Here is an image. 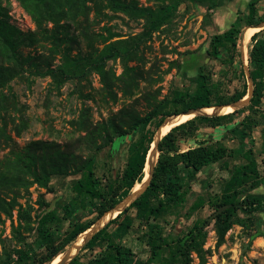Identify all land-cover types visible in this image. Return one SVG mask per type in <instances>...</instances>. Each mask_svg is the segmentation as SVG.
Masks as SVG:
<instances>
[{"label":"rangeland","instance_id":"rangeland-1","mask_svg":"<svg viewBox=\"0 0 264 264\" xmlns=\"http://www.w3.org/2000/svg\"><path fill=\"white\" fill-rule=\"evenodd\" d=\"M95 1L97 0H86L85 3L92 8L96 4ZM107 1L98 0L101 6L103 5L99 13L92 8L88 17H81V20L86 19L87 22H91L90 26L88 25L89 30L99 33L103 32V27H109L113 32L122 34L124 38L138 35L143 31L141 20H132L122 13H113L107 7ZM137 1L143 5L158 6L160 4L158 0ZM249 1L251 0H222L223 4L214 10L209 9L205 4L192 2L181 4L174 19L155 32L152 38L142 45L140 55L144 56L145 61L129 62L131 66L137 65L144 71L149 70L150 77L155 80L150 86L145 79H140V87L132 96L125 97L118 86L121 83L118 79L113 85L116 96L107 94L101 77L95 73L81 81L70 80L60 89L51 85L50 77L33 75L29 79L15 78L11 81L12 91L17 94L20 104L26 107L25 112L29 121V127L22 131L21 135L16 136L14 132L11 133L17 150L24 151L31 142L37 140L58 142L63 149L66 148L68 139H78L82 136V143L78 145L75 152L85 158L94 154L93 171L100 181L101 191L106 192L110 185L120 181L127 160L130 139L124 135H117L110 145H104L103 138L99 136L91 140V133L78 129V122L81 123L84 119L81 117L82 111L88 110L86 120H89L88 125L92 124V126L104 123L110 116L124 112V109L135 108L140 116H143L153 108L155 102V100L151 102V105L144 99L146 91L155 95L156 100H163L172 97L177 89L194 90L201 68L212 73L214 85L218 87L215 94L217 97L228 99L235 92L243 90L245 86L248 89L249 83L241 60V35L245 27L238 39L237 51L233 52L231 64H228L229 61L226 63L227 60L216 59L211 54L210 41L214 34L226 30L218 25L224 22L219 19V13L226 15L227 19L232 18V21L238 14L246 17L250 12ZM255 2L257 15L264 18V0H255ZM226 11L228 14L224 13ZM0 19H6L10 25L24 34L38 32L36 42L19 46L20 53L24 57L42 55L43 62H53L52 67L59 64L61 53L67 47L71 48L72 56L86 53L91 49L90 41L80 35L72 24L68 33L62 29L58 32L63 42L58 47L59 52L56 53L52 41L54 38L48 41L41 35L32 15L20 0H0ZM61 23L65 22L61 21ZM46 26L50 30V35L54 34L52 36L54 37L57 34L55 24L48 21ZM71 37L76 39L71 41ZM96 39L92 40L95 45ZM252 43L251 37L248 43L249 50ZM229 56L230 52L222 48L221 58L225 59ZM107 67H111L112 76L121 77L123 66L119 60L108 61ZM81 71L82 69L75 71L77 77ZM147 74L145 72L144 76L146 77ZM249 113L250 109L217 120L199 119L196 121L197 128L193 134L189 133L188 137L179 138L180 150L197 146L203 140H210L209 146L223 144L235 151L232 156L202 168L194 178L189 180V185L185 186L183 198L171 204L162 218L156 219L162 226L160 231L162 238L155 239L154 243H161L163 239L161 245L152 246L153 238H149L151 228L145 221L141 222L137 218L136 208L130 209L127 215H122L119 219L124 220L126 216L132 219L129 231L125 235L115 237L116 232L113 231L118 227V223H114L109 227L105 239H114L130 248L135 254L134 259L141 264H181L179 256L174 255V249L178 246L176 240L199 223L203 225L206 232L203 249L200 254L197 251H191L190 261L183 264H264V126L255 127L250 134V138L254 141L251 147L257 161L259 176L254 180L252 175L251 182L242 184L238 194L230 193L229 196L224 193L225 184L233 176L234 167L248 162L249 144L240 145L239 137L236 138L231 130L236 128ZM157 121L158 118H155L153 128ZM92 141H95V144ZM97 145L102 147L97 149ZM238 147L239 150H237ZM9 151L10 148L0 149V158ZM76 171L52 176L48 187L34 183L29 188V193H23V196L17 198V204L12 208L11 215L0 211V264L6 260V252L11 253L12 258L17 260L16 251L19 249H30L35 257L29 264H38V259L46 251L47 242L51 243L48 239L52 235L55 244L61 246L65 243L66 233L71 229L72 222L86 223L94 218L97 206L93 204L97 199L78 194L79 191L74 187V183L81 177V172ZM233 190L234 188L232 192ZM248 194L260 197L262 204L255 210L253 206L247 209L245 205H241L240 208L230 212L232 226L225 236L224 243L218 245L215 230L216 217L205 225L208 218L219 207L216 203L228 198L237 203ZM70 203H72L71 207L76 208L72 217L65 212V207ZM22 209L29 211V218L19 217ZM47 213H53V217H50L45 225L51 236L41 238L37 227L41 218ZM152 234L157 233L154 231ZM106 244L105 241L102 243L98 241L92 249H82L79 252L80 262L101 254ZM69 246L70 244L66 249ZM201 256L205 258V261H202Z\"/></svg>","mask_w":264,"mask_h":264},{"label":"trees","instance_id":"trees-1","mask_svg":"<svg viewBox=\"0 0 264 264\" xmlns=\"http://www.w3.org/2000/svg\"><path fill=\"white\" fill-rule=\"evenodd\" d=\"M25 9L32 15L37 29L41 35L49 40L54 38L53 44L55 52H59L58 47L63 42L58 32L70 31L72 24L79 34L90 41V50L86 53H79L72 56L71 48L67 47L61 53L59 64L52 67L49 61L43 62V56L24 57L20 53L21 44H32L38 40V32L28 34L22 33L16 27L10 25L6 19H0V149L10 148L9 153L0 158V211H5L11 215L12 208L17 204V198L23 196V193H29V188L37 183L42 187H48L50 178L61 174H68L70 171L77 170L81 172V177L75 181L74 187L78 189V194H84L91 199L96 198L93 205L97 206L96 215L91 221L86 223L72 222L71 229L66 233L65 243L57 246L53 241V235L48 233L46 223L53 213H47L38 224V231L41 238L50 237L47 242L45 253L38 259V264H49L67 245L71 244L76 237L91 226L107 210L116 205L125 198L136 183L142 181L144 177L145 161L150 143L153 139L155 129L162 123L166 116L186 111L190 108L203 107L208 105L225 104L237 101L243 98L247 93V88L235 92L228 99L217 97V85H214L212 73H208L201 68L196 78V89L181 90L173 92V96L163 100H156L155 95L150 91L144 93V99L152 105L153 108L145 115L140 116L135 108L124 109V112L118 115L110 116L104 123L97 126L88 125V110L82 111L81 117L84 118L78 122V129L91 133V140L97 136L103 138L104 145H110L117 135H124L130 142L128 144V155L125 167L123 169L120 181L115 185H110L106 192L101 191L100 181L95 176L93 166L95 162L94 154L85 158L76 154L75 150L82 143V136L78 139L70 138L66 142V148L62 149L58 142H46L37 140L31 142L24 151L16 148L12 132L16 136L21 135L22 131L29 127V121L26 116V107L22 106L17 99V94L12 91L11 81L15 78H30L33 75L41 77H50L51 85L60 89L66 82L74 79L80 81L89 77L93 73L101 77L104 90L109 95H115L113 85L118 79L121 83L118 86L123 91L125 97L132 96L139 89V80L147 81L150 86L154 79L150 77V72L142 68L131 66L130 61H145L141 56L142 45L150 40L155 32L163 26L168 25L175 17L178 8L185 2L195 4H205L209 9H217L223 3L222 0H158V6L143 5L137 0H108L107 7L113 13H122L132 20H141L143 31L134 36L124 38L122 34L113 32L109 27H103V32H93L89 30L91 22L81 20L82 16L88 17L89 12L94 8L98 13L103 5L95 1V6L90 8L86 5V0H20ZM106 6V5H105ZM250 12L246 17L238 14L230 27L224 32L216 33L211 37V54L216 59L227 60L231 64L233 52L237 51L238 39L242 29L247 25H255L264 21L257 15V6L255 0L249 2ZM48 21H52L57 29V34L52 37L50 30L46 26ZM64 21L65 23H61ZM106 32L107 34H105ZM97 38V39H96ZM76 39L71 37L70 40ZM96 39L97 44L92 40ZM252 45L249 50L248 61L250 75L254 84L251 103L246 108L236 110L229 114L219 116H201L188 120L180 125L173 127L163 136L159 143V158L155 166L153 177L147 190L135 200L128 208L112 219L101 231L83 247V249H92L96 244L107 242L106 248L98 256L87 261L80 262L79 254L69 264H141L134 259V252L116 240H107L105 235L109 227L118 223V227L113 231L115 237L125 235L132 226V219L126 216L124 220H119L122 215L132 209H137V218L145 221L151 228L149 238L152 242L161 239V224L156 219L162 218L171 204L178 202L185 194V186L204 168L210 164L219 162L225 157L232 156L235 150L229 149L225 145L209 146L210 140H203L197 146L180 150L178 140L181 137H188L189 133H194L196 121L217 120L236 112H244L250 109L240 121L239 125L231 130L234 136L240 139V145L249 144L248 162L234 167L233 176L226 182L224 193L231 195L238 194L242 184L251 182L259 176L257 161L253 155L252 145L254 141L250 134L255 127L264 126V29L252 35ZM222 48L230 52V56L222 59ZM209 52V53H210ZM120 61L123 66L121 77L115 78L111 74V67L108 61ZM82 71L78 77L76 70ZM147 72V76L144 74ZM244 73V72H243ZM8 89V91H7ZM12 91V92H11ZM261 116V117H258ZM158 118L153 128V121ZM95 144V141H92ZM102 147L97 145V149ZM239 150V147L237 148ZM74 167V168H73ZM72 169V170H71ZM134 185V186H133ZM234 188L233 192L232 189ZM81 195V196H82ZM109 195V196H108ZM98 201V202H97ZM97 202V203H96ZM231 204V207L218 214L215 218V230L217 234V244L224 243L225 236L232 226L230 212L245 205L248 209L253 206V210L262 204L260 197L245 196L241 201L234 202L230 198L217 202L216 206ZM72 203L65 207V212L72 217L76 208L71 207ZM29 211L21 210L19 217L29 218ZM27 215V216H26ZM154 231L156 235L152 234ZM105 232V233H104ZM104 233V234H103ZM147 233V232H146ZM206 232L203 225L197 223L184 236L176 241L178 246L174 249V255L179 256L181 264L190 261L191 251H202V244L205 241ZM163 242V239H162ZM161 243L152 244L153 247ZM18 259L12 258V254L6 252V260L2 264H29L34 259L30 249H19L16 251ZM202 261H205L204 257ZM34 262V260H33Z\"/></svg>","mask_w":264,"mask_h":264},{"label":"water","instance_id":"water-1","mask_svg":"<svg viewBox=\"0 0 264 264\" xmlns=\"http://www.w3.org/2000/svg\"><path fill=\"white\" fill-rule=\"evenodd\" d=\"M247 26L248 27H260V30H262V29H264V22L261 21L258 24H255V25H247ZM247 26H245V28H247ZM245 28L242 31V35H243V32L245 31ZM242 35H241V38H242ZM241 60L243 62L245 74L247 76L248 83H249V87L247 89L246 95L243 98H241V99H239L237 101H234V102L225 103V104H217V105H208V106L196 107V108H190V109H188L186 111H182V112H179V113H175V114H171L169 116H166L164 118V120L162 121V123L157 127V129H156V131H155V133L153 135V139H152V141L150 143V147L148 149L147 156H146L145 166L147 165V163H149L151 165V170H150L149 178L147 179L146 182H144L146 175H144V177L142 178V181L140 182L141 185L143 184L142 188H140L138 190H134L135 189V186H134L133 189H132V191L125 198H123L116 205H114L109 210H107L91 226H89L86 230H84L83 231V232H85V240H84V242L82 244L76 246V252L73 255L66 256L64 258V260L63 261L61 260V262H59L58 264H69L79 254V252L83 249V247L93 238V236L95 234H97L99 231H101L112 219L116 218L120 213H122L126 208H128L135 200H137L147 190L148 186L150 185V182H151V179L153 177L154 170H155V166H156L157 161H158V158H159V154H160V151H159V143H160L161 139L163 138V136L166 135L171 130V129L168 130L164 134L162 133V130H161L162 129V126L165 124L166 120L169 117H171L173 115L193 113V112H197L195 114L194 118L195 117H201V116H219L220 115L219 113H208V112H204V111H201V110H202V108H206V107L207 108L208 107H222V106L229 105V104H238L239 106H237L233 110V112H234L236 110H239V109L247 106L250 103L251 98L253 96L254 84H253V80H252L251 75H250L249 61L248 62L245 61L244 60V57H243L242 43H241ZM247 95H249L248 98L246 100H244V98ZM157 132H159V136L156 137ZM151 150H154L155 151L154 153H156V158H155V161L154 162L149 161ZM230 207H231V204H225V205L219 206L217 208V210L208 218V220L205 223V225H208L218 214L222 213L223 211H225L226 209H228ZM116 209H118L119 211H118V213L115 216L109 218L103 224L100 223L101 219L105 215L109 214L111 211L116 210ZM83 232H81V233H83ZM77 237H76V239H77ZM76 239H75V241H76ZM75 241H73L70 245H73V243H75ZM70 248H71V246H69L66 249L67 250L66 252H68Z\"/></svg>","mask_w":264,"mask_h":264},{"label":"bare ground","instance_id":"bare-ground-1","mask_svg":"<svg viewBox=\"0 0 264 264\" xmlns=\"http://www.w3.org/2000/svg\"><path fill=\"white\" fill-rule=\"evenodd\" d=\"M264 22V21H263ZM258 30H260V27H248L245 28V31L243 32L242 35V52H243V57L244 60L248 62V43L250 42V39L252 37V35L254 33H256ZM248 54V55H247ZM249 95H247L244 100H246L248 98ZM239 106L238 104H229V105H225L222 107H206V108H202L201 111L204 112H208V113H219L220 115H225V114H229L230 112H233V110ZM197 112H193V113H186V114H179V115H173L171 117H169L165 124L162 126V133H166L168 130L172 129L174 126L180 125L184 122H187L188 120H190L191 118H194L195 114ZM159 136V132H157L156 137ZM154 150H151L150 153V159L149 161L154 162L155 158H156V153H154ZM150 170H151V165L149 163H147V165L144 168V175H146L145 177V181H147V179L149 178L150 175ZM134 186V185H133ZM143 184L141 185L140 182L135 184V189L134 190H138L140 188H142ZM132 190V189H131ZM118 209L111 211L109 214L105 215L100 223L103 224L105 223L109 218L115 216L118 213ZM85 240V232L81 233L75 243H73V245H70L71 248L69 249L68 252H66L67 250L62 251L61 253H59L49 264H58L59 262H61V260L63 261L64 258L66 256H71L76 252V246L82 244Z\"/></svg>","mask_w":264,"mask_h":264},{"label":"crops","instance_id":"crops-1","mask_svg":"<svg viewBox=\"0 0 264 264\" xmlns=\"http://www.w3.org/2000/svg\"><path fill=\"white\" fill-rule=\"evenodd\" d=\"M252 1V0H251ZM250 2V1H249ZM249 5V4H248ZM221 13V12H220ZM219 13V19H221L222 21H224V22H221V24H218L219 25V27H221V28H225L226 30L230 27V25H231V23L233 22L232 21V18H226V15L225 16H223V14L221 15ZM225 14H228L227 13V11L226 12H224ZM219 23V22H218Z\"/></svg>","mask_w":264,"mask_h":264}]
</instances>
